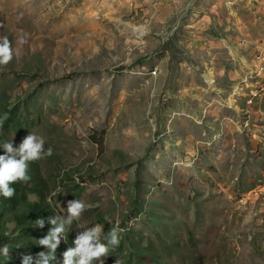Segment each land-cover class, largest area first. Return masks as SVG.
I'll return each instance as SVG.
<instances>
[{
	"label": "rangeland",
	"instance_id": "rangeland-1",
	"mask_svg": "<svg viewBox=\"0 0 264 264\" xmlns=\"http://www.w3.org/2000/svg\"><path fill=\"white\" fill-rule=\"evenodd\" d=\"M256 6L0 0V39L13 52L0 65V105L19 103L22 120L8 142L17 147L32 132L52 149L36 162L56 215L66 218L69 201L86 205L66 225V247L104 219L105 233L123 221L129 231L104 264L134 257L136 245L165 264H264V17ZM236 48L256 60L250 71ZM14 249L12 264L29 253Z\"/></svg>",
	"mask_w": 264,
	"mask_h": 264
},
{
	"label": "clouds",
	"instance_id": "clouds-1",
	"mask_svg": "<svg viewBox=\"0 0 264 264\" xmlns=\"http://www.w3.org/2000/svg\"><path fill=\"white\" fill-rule=\"evenodd\" d=\"M13 59V52L10 41L7 37L0 39V65H7ZM4 150V155H0V196L10 199L15 194L12 184L18 181H28L29 163L37 161L44 155H52V149H45V142L42 138L30 132L22 142L13 146V142L0 144ZM55 195V193H53ZM86 205L81 200H72L67 204L65 216L56 215L47 218V223L51 225L46 236L39 239L36 243L45 249L33 256L31 253L21 257V264H56L57 249L64 240L66 225H71L73 220L78 219L85 210ZM45 218L41 217L35 221L36 228L45 227ZM124 229L119 225L104 231V226L97 224L83 231H80L73 247H69L62 253V264H93L99 261L104 264L102 257L109 254V246H118L120 243V233ZM103 236V241L101 237ZM9 246L5 245L0 249V254L9 258ZM116 264H122L117 259Z\"/></svg>",
	"mask_w": 264,
	"mask_h": 264
},
{
	"label": "trees",
	"instance_id": "trees-1",
	"mask_svg": "<svg viewBox=\"0 0 264 264\" xmlns=\"http://www.w3.org/2000/svg\"><path fill=\"white\" fill-rule=\"evenodd\" d=\"M21 108L19 103H14L12 106L0 105V144L8 142L6 136L9 130L17 129L21 126ZM4 150L0 147V155H4ZM28 175L30 180L18 181L11 185L15 189V194L10 199H5L0 196V249L5 245L9 246L10 252H13L17 245H22L28 252L35 256L44 248L38 246L36 243L39 239L47 235L50 224L47 223V218L56 216L55 207L49 201L50 186L48 180L41 176L37 162H30L28 168ZM80 179L81 182H83ZM78 182V181H77ZM79 185H81L78 182ZM36 195L35 200H30L29 195ZM45 218V227L43 229L36 228L35 221L38 218ZM13 224L14 228L9 230V225ZM107 221L102 219L100 225L108 229ZM125 222L123 221V226ZM114 227V226H113ZM129 231L121 232L124 236L122 242L125 240L126 234ZM35 236V237H34ZM103 241V239H102ZM67 235L64 234V240L61 241L57 249L56 264H62V253L66 251ZM133 243L126 246L130 249ZM162 247V246H161ZM136 249L134 257L131 253H124L121 258L122 264H139L138 256H148L153 264H165L162 255L158 251H154L149 247L134 246ZM117 250H122V246L118 245ZM127 252V251H126ZM12 258L0 256V261L6 264H12ZM14 264H21V260L15 258Z\"/></svg>",
	"mask_w": 264,
	"mask_h": 264
},
{
	"label": "crops",
	"instance_id": "crops-1",
	"mask_svg": "<svg viewBox=\"0 0 264 264\" xmlns=\"http://www.w3.org/2000/svg\"><path fill=\"white\" fill-rule=\"evenodd\" d=\"M256 4H257V12H258V14H261L262 15V17H264V0H253ZM240 20H238V22H239ZM213 23H212V26H216L215 25V22L214 21H212ZM229 24H231V22H229L228 23V26H229ZM235 25V24H234ZM230 27H231V25H230ZM236 34V33H235ZM238 36L239 37H235V35L233 34V36H232V38H233V40L234 41H236L237 40V42L235 43V44H238V40H239V38H240V36L241 35H239L238 34ZM237 48L235 49V53H236V58H239L240 60H241V62H242V66H244V68L242 67V69H244L243 71L244 72H247V71H250L251 70V68L254 66V64L256 63V60H251V57H250V53H249V56L248 57H245V58H242V54H239L238 52H237ZM239 51V50H238ZM240 52V51H239ZM261 52H263L264 53V50H262ZM243 71H240V72H238L239 74H243ZM238 87V86H237ZM236 89V88H235Z\"/></svg>",
	"mask_w": 264,
	"mask_h": 264
},
{
	"label": "built area",
	"instance_id": "built-area-1",
	"mask_svg": "<svg viewBox=\"0 0 264 264\" xmlns=\"http://www.w3.org/2000/svg\"><path fill=\"white\" fill-rule=\"evenodd\" d=\"M152 73H153L154 75H155V74H158V68L155 67V69L152 71ZM76 180H77L80 184H82V185L85 184V182H81V181H80V178H77ZM119 226H120V228H122V229H124V230L127 228V224H126L125 226H121V223H120Z\"/></svg>",
	"mask_w": 264,
	"mask_h": 264
},
{
	"label": "bare ground",
	"instance_id": "bare-ground-1",
	"mask_svg": "<svg viewBox=\"0 0 264 264\" xmlns=\"http://www.w3.org/2000/svg\"><path fill=\"white\" fill-rule=\"evenodd\" d=\"M140 29V28H139ZM138 28H136L135 30H136V33H137V36H138V38H143L144 37V32L143 31H141V29L139 30ZM236 90H238L237 92H239L240 90H239V88L237 87V89Z\"/></svg>",
	"mask_w": 264,
	"mask_h": 264
}]
</instances>
